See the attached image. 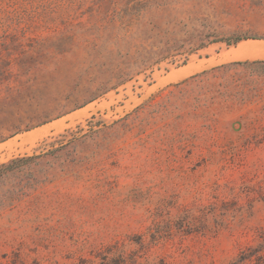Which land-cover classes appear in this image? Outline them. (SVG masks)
I'll use <instances>...</instances> for the list:
<instances>
[{
  "label": "rangeland",
  "instance_id": "374dc122",
  "mask_svg": "<svg viewBox=\"0 0 264 264\" xmlns=\"http://www.w3.org/2000/svg\"><path fill=\"white\" fill-rule=\"evenodd\" d=\"M0 264H264V0H0Z\"/></svg>",
  "mask_w": 264,
  "mask_h": 264
},
{
  "label": "trees",
  "instance_id": "16d2710c",
  "mask_svg": "<svg viewBox=\"0 0 264 264\" xmlns=\"http://www.w3.org/2000/svg\"><path fill=\"white\" fill-rule=\"evenodd\" d=\"M31 160V157H28V158H17V159H14L12 161H10V163L8 164H3L0 166V179L4 178L8 173L9 171H11L14 166L16 164H19L21 162H26V161H29Z\"/></svg>",
  "mask_w": 264,
  "mask_h": 264
}]
</instances>
